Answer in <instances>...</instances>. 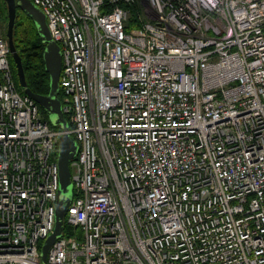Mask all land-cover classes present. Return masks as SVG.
<instances>
[{
	"label": "built area",
	"instance_id": "obj_1",
	"mask_svg": "<svg viewBox=\"0 0 264 264\" xmlns=\"http://www.w3.org/2000/svg\"><path fill=\"white\" fill-rule=\"evenodd\" d=\"M32 1L70 128L18 89L0 13V264H45L66 133L73 233L48 264H264V0Z\"/></svg>",
	"mask_w": 264,
	"mask_h": 264
},
{
	"label": "water",
	"instance_id": "obj_2",
	"mask_svg": "<svg viewBox=\"0 0 264 264\" xmlns=\"http://www.w3.org/2000/svg\"><path fill=\"white\" fill-rule=\"evenodd\" d=\"M8 4L7 37L9 40L13 59L17 68V75L20 85L25 92L35 99L39 105L43 106L49 116L50 122L55 126L64 129L70 128V123L66 117L62 101L61 73L63 68V53L60 45L53 40L47 16L44 11L32 0H6ZM20 7L34 21L42 41L46 44L43 52L46 70L50 74V92L40 94L28 87L25 67L14 40V30L17 21V10ZM79 149L77 140L69 133L63 134L59 143L58 163L60 168V190L56 210V226L53 233L44 241L42 245V260L48 264V252L56 240L63 236L65 226V216L68 207L74 199V183L72 181L71 161L76 157Z\"/></svg>",
	"mask_w": 264,
	"mask_h": 264
},
{
	"label": "trees",
	"instance_id": "obj_3",
	"mask_svg": "<svg viewBox=\"0 0 264 264\" xmlns=\"http://www.w3.org/2000/svg\"><path fill=\"white\" fill-rule=\"evenodd\" d=\"M1 2L3 5L6 4L5 0H1ZM2 4H0V13L4 22L7 23V7L6 5L5 7L2 6ZM124 6L130 8L131 11L128 21V29L141 27L143 25L141 3L136 1L131 4L126 3ZM14 40L23 59L28 87L36 93L48 94L50 92V74L46 70L45 60L43 57L46 44L42 41L34 21L22 9L19 11L17 16L14 30ZM11 64L18 89L22 93H26L25 89L20 85L13 56L11 57ZM62 93L63 91L61 90L60 96H62ZM39 106L43 115L49 119L46 109L41 105ZM72 233L73 228L65 222L64 234L66 236H70Z\"/></svg>",
	"mask_w": 264,
	"mask_h": 264
},
{
	"label": "flooded vegetation",
	"instance_id": "obj_4",
	"mask_svg": "<svg viewBox=\"0 0 264 264\" xmlns=\"http://www.w3.org/2000/svg\"><path fill=\"white\" fill-rule=\"evenodd\" d=\"M6 1V0H5ZM6 7H7V11H8V4H7V2H6ZM21 10V8L20 7H18V10H17V16H18V13H19V11Z\"/></svg>",
	"mask_w": 264,
	"mask_h": 264
},
{
	"label": "rangeland",
	"instance_id": "obj_5",
	"mask_svg": "<svg viewBox=\"0 0 264 264\" xmlns=\"http://www.w3.org/2000/svg\"><path fill=\"white\" fill-rule=\"evenodd\" d=\"M0 4H2L1 0H0ZM2 6H4V7H5V5H3V4H2ZM7 21H8V19H7ZM6 24H7V23H6Z\"/></svg>",
	"mask_w": 264,
	"mask_h": 264
}]
</instances>
